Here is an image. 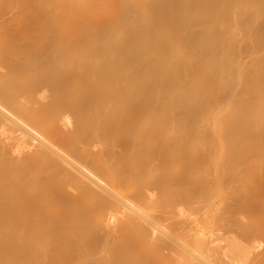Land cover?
<instances>
[{"label": "bare ground", "instance_id": "bare-ground-1", "mask_svg": "<svg viewBox=\"0 0 264 264\" xmlns=\"http://www.w3.org/2000/svg\"><path fill=\"white\" fill-rule=\"evenodd\" d=\"M0 264H264V0H0Z\"/></svg>", "mask_w": 264, "mask_h": 264}, {"label": "rangeland", "instance_id": "rangeland-1", "mask_svg": "<svg viewBox=\"0 0 264 264\" xmlns=\"http://www.w3.org/2000/svg\"><path fill=\"white\" fill-rule=\"evenodd\" d=\"M242 34V33H241ZM241 37V36H240ZM249 41V40H248ZM250 42V41H249Z\"/></svg>", "mask_w": 264, "mask_h": 264}]
</instances>
